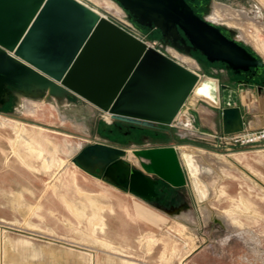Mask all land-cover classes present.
<instances>
[{"label": "water", "instance_id": "1", "mask_svg": "<svg viewBox=\"0 0 264 264\" xmlns=\"http://www.w3.org/2000/svg\"><path fill=\"white\" fill-rule=\"evenodd\" d=\"M114 1L139 26L155 28L187 55L198 51L209 63L231 70L246 71L259 63L238 37H227L214 17L196 14L186 0ZM243 87L247 100L251 90L258 92ZM230 90L217 78L200 76L148 47L78 0H0V109L11 101L15 109L23 107L27 98L64 107L76 95L114 121L197 132L193 109L201 101L220 109L221 95ZM222 116L227 134L242 130L240 107L224 108ZM133 153L141 168L126 160L125 149L99 143L86 147L73 162L145 202L165 186L191 184L174 147Z\"/></svg>", "mask_w": 264, "mask_h": 264}, {"label": "rangeland", "instance_id": "2", "mask_svg": "<svg viewBox=\"0 0 264 264\" xmlns=\"http://www.w3.org/2000/svg\"><path fill=\"white\" fill-rule=\"evenodd\" d=\"M78 1L101 15L122 20V15H127L128 22L148 41L157 42L164 53L185 66H195L190 56L166 43L155 28L142 29L114 0ZM214 13L220 15L218 25L232 29L264 61V0H211L205 17H214ZM26 103L14 112L0 110V264H60L59 259L64 264H264V144L236 147L231 152L223 146L191 152L202 168L200 178L208 191L207 199L200 202L189 182L194 198L186 205L179 199V213L163 210L165 222L161 226L144 231L134 241L123 236L115 244L99 232L104 230V223L96 214L93 217L101 222V229L96 227L90 235L85 233L89 226L82 225V232L74 234L63 226V218L60 221L52 216L68 214L63 204L70 203L58 193L55 183L62 181L64 173L81 170L73 159L95 143L124 148L131 162L133 150L165 144L166 140L157 137L154 128L146 127L124 128L113 138L111 131L101 128L103 123H114L109 116L89 113L85 108L67 110L43 101L34 102L32 109ZM16 128L30 131L34 139L39 137L42 148H47V138L77 146L64 152L55 149V156L67 160L58 177L50 180L52 175L42 165V154L24 151ZM14 159L18 161L16 173L9 168ZM132 164L140 167L139 160ZM81 198L85 201L84 196ZM59 205L61 211L52 210ZM207 206L213 215L206 221ZM99 240L108 245L102 246Z\"/></svg>", "mask_w": 264, "mask_h": 264}, {"label": "crops", "instance_id": "3", "mask_svg": "<svg viewBox=\"0 0 264 264\" xmlns=\"http://www.w3.org/2000/svg\"><path fill=\"white\" fill-rule=\"evenodd\" d=\"M111 21L114 22L113 19H111ZM188 68L200 76L203 75V72H201L196 63L195 66ZM217 79L219 80V78ZM225 82L226 81L224 80H220V83ZM252 87L253 86H250V89ZM234 89L235 92L230 91L225 96L221 95L220 109H217L204 101L199 102L198 106L193 109L197 117L199 131L192 132L178 130L170 126L157 125L156 128H154L158 135L157 137L165 139L166 143L155 147L145 148L171 146L179 153H181V151L201 153L208 151L212 147L221 148V146H223V149L226 150V152H231L235 150L234 148L236 147L237 149L241 148L242 146H232L223 140V137L229 134H227L225 130L222 110L227 107L241 108L242 130L239 132H250L264 129V90H258V92L251 90V98L244 101L242 91L245 87L236 85ZM33 101L38 103L37 100L27 98L24 100V105L27 102V108L31 107L34 109L35 103ZM51 104L58 105L56 102ZM69 106L76 107L77 109L85 108L89 113L97 112L103 114L105 117L109 116L108 113L99 110L94 105L85 102L81 97L76 95L73 97L72 104ZM0 131L2 130L0 129ZM54 142V148H58V151L60 152L68 151L70 147H73V145L68 143L62 145L61 143H58L56 139ZM2 143L3 138L0 135V147L2 146ZM37 143L39 144L38 141ZM107 146L124 149L118 145ZM73 148L76 149L77 146H74ZM224 154L225 156L230 157L229 153ZM140 161L141 160H139V165ZM17 162L18 161L14 159L10 162L9 166L10 170H15V173L17 172V167H15L17 166L15 165ZM78 169L81 168L78 167ZM60 173L61 172H59V174ZM51 178L52 176H50V180ZM60 178L62 181H57V184L55 183V185L58 188V193H63L67 200L70 201L68 204L67 202H64L63 204L64 210H66L68 214L61 215L58 213L57 215L53 214L52 216L60 219V221L63 218V226L68 228V230H73L75 232L74 234L82 232L80 228L82 225L89 226L90 229L85 231V233L90 235L92 232L91 230H94L97 226L101 225V222L93 217L96 214L98 217L102 218L104 223V230L99 232L105 235V240L115 244L118 243L123 236H127L130 241H134L144 231L151 232L155 230V226H161V224L165 222L163 221L161 212L163 210H169L166 206L171 205L169 208L172 210L178 208L179 199H183L182 201L184 205H186L189 200L193 201L194 198V194L190 190L189 184L180 189L165 186L164 192L162 193L164 194L162 196V202L158 204L153 203L152 201L145 202L129 191L122 190L121 188L91 175L82 169L71 171L69 174L66 172L64 175H61ZM27 184L33 186L32 182L31 184L27 182ZM85 195H88L91 199L95 200L96 203L93 204L88 201V198ZM82 196H84L85 201H82ZM59 207L60 208L58 209L52 210L61 211V205H59ZM85 220L87 223H84ZM73 241H76V239H73ZM95 242H98V239L95 240Z\"/></svg>", "mask_w": 264, "mask_h": 264}, {"label": "flooded vegetation", "instance_id": "4", "mask_svg": "<svg viewBox=\"0 0 264 264\" xmlns=\"http://www.w3.org/2000/svg\"><path fill=\"white\" fill-rule=\"evenodd\" d=\"M186 1L190 6L194 8L195 13L200 16H206V14L210 10L211 0H186ZM218 26L220 30L224 34L227 35V37H231V38L236 37V34L234 32L228 33L229 28L222 26V25H218ZM141 28L143 29L144 27H141ZM158 33L160 34L159 31ZM246 47L249 51H251L253 55H255V57H257L259 61L256 67H251L246 71H242L239 69L237 70L227 69L226 65L220 62L209 63L206 60V58L202 56L198 51H191V54L188 56H190V58H192L193 61L199 66L201 72H203V75H207L210 77L215 76L214 78H219V81L220 80L226 81L225 83H220V84L228 85L229 87H231V90H230L231 92H235L234 87L237 85V82H242V86H253V87H256L258 90L263 91L264 90V61H262V59L253 51L251 47L247 45ZM200 56L202 59H200ZM230 91H228V93ZM14 107H15L14 101H11L9 104L4 105L0 110H4L5 112H14L16 110ZM65 109L77 110V108L73 106H68ZM163 195L164 194L159 193V195L155 199H153L152 202L160 204L162 202Z\"/></svg>", "mask_w": 264, "mask_h": 264}, {"label": "bare ground", "instance_id": "5", "mask_svg": "<svg viewBox=\"0 0 264 264\" xmlns=\"http://www.w3.org/2000/svg\"><path fill=\"white\" fill-rule=\"evenodd\" d=\"M214 19L219 20L220 15L218 16L217 14H215ZM243 98L245 101L248 97H247V95H244ZM250 98H251V96H250ZM253 102H254V100H253ZM263 111H264V109H263ZM16 129H17L19 136H20V139L22 141V145H23L22 147L24 148V151L29 152V153L34 151L36 153L42 154L41 155V161H42L43 167L46 168V170H48L49 174H51L53 178L55 176H57V174L60 172V170L67 164V160L63 157L59 158V157L55 156L56 154L54 153V151H55V149L57 150V148H54V143H55L54 140L52 138L44 139L46 142L44 144L47 148H42L43 146H41L40 144L37 143V141H40V140H38L39 137L37 139H34L32 133L30 131L24 129V128H22V129L16 128ZM15 146L16 145L13 144V147H15ZM181 159H182L184 165L186 166V168L189 172L191 185H192V188H193L198 200L201 202H204L208 197V191L205 188V185L203 184V182L201 181V178H200L202 168H200V166L196 163L191 152L181 151ZM129 160L132 163H137V161H138V160H136L135 156H132V155L129 156ZM206 210L208 213L206 216V221H207L210 218H212L213 213L208 206L206 207ZM97 227H100V229H101V225H99ZM101 231H102V229H101ZM100 244L102 246L108 245L107 241H102V243H100ZM59 262H60V264H64L62 262V260H60Z\"/></svg>", "mask_w": 264, "mask_h": 264}, {"label": "built area", "instance_id": "6", "mask_svg": "<svg viewBox=\"0 0 264 264\" xmlns=\"http://www.w3.org/2000/svg\"><path fill=\"white\" fill-rule=\"evenodd\" d=\"M126 12V11H125ZM105 16V15H104ZM109 20L113 19L114 23L117 24L119 27H121L123 30H125L127 33L135 37L136 39L140 40L141 42L145 43L148 47L154 48L161 53L165 54L166 56L170 57L171 59L177 61L178 63L185 66L184 63L179 62L178 59L171 57L168 53H164L161 47L157 44V42L152 43L147 40L146 36H143L140 29L135 26L132 23L128 22V16L122 15L124 20L117 19L113 16H105ZM113 22V21H112ZM188 68V66H185ZM189 69V68H188ZM190 70V69H189ZM223 140H225L229 144H233L235 146H258L261 144H264V129L257 130V131H250V132H239L234 134H229L223 137Z\"/></svg>", "mask_w": 264, "mask_h": 264}, {"label": "trees", "instance_id": "7", "mask_svg": "<svg viewBox=\"0 0 264 264\" xmlns=\"http://www.w3.org/2000/svg\"><path fill=\"white\" fill-rule=\"evenodd\" d=\"M2 111H4V110H2ZM101 128H102V131H104V132H110L111 131L110 135L114 138V137H118L119 134H122V131H124V128H126L127 130L128 129L140 130L143 127L126 124V123L119 122V121H114V123L112 125H108L106 123H103ZM170 206L171 205H168L166 207L169 208Z\"/></svg>", "mask_w": 264, "mask_h": 264}]
</instances>
